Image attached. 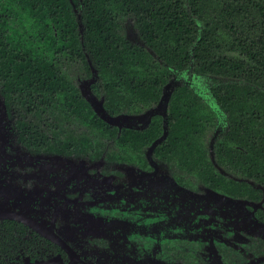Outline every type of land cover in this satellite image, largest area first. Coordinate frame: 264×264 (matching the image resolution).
Returning <instances> with one entry per match:
<instances>
[{"label":"flooded vegetation","instance_id":"obj_1","mask_svg":"<svg viewBox=\"0 0 264 264\" xmlns=\"http://www.w3.org/2000/svg\"><path fill=\"white\" fill-rule=\"evenodd\" d=\"M0 3L3 20L17 32L22 22ZM73 9L83 32L81 12ZM34 44L31 36L15 35L13 42L20 52ZM87 56L54 55L66 86L38 89L39 100L30 98L29 85H0V264H264V154L235 144L231 116L205 98L216 101L203 78L211 88L229 78L195 73L192 58L187 68L169 67L156 101L110 112L103 74ZM27 60L21 54L15 65ZM22 72L9 84L17 85ZM189 86L201 99L200 151L175 154L164 145L172 131L171 100ZM23 94L36 111L23 104ZM102 106L107 116L130 117L111 123L98 112ZM243 124L237 130L247 138L264 137V119ZM209 128L225 130L210 145Z\"/></svg>","mask_w":264,"mask_h":264},{"label":"trees","instance_id":"obj_2","mask_svg":"<svg viewBox=\"0 0 264 264\" xmlns=\"http://www.w3.org/2000/svg\"><path fill=\"white\" fill-rule=\"evenodd\" d=\"M2 1V8L8 6L6 11L14 14L12 19L18 17L22 22L16 32L0 13V85L4 89L29 85L35 90L28 95L39 100V93L34 94L38 89L66 86L54 55L61 53L68 59L88 55L103 74L108 89L107 109L114 112L122 107L130 111L159 99L158 85L166 81L169 67L187 68L193 58L195 73L229 78L211 90L216 102L231 116V139L252 154H264V137L259 132L250 139L237 130L245 127V120L264 119V0ZM73 3L81 12L83 32H79ZM128 18L137 25L146 47L168 66L125 37ZM195 18L204 22L203 30ZM15 35L33 37L34 47H23L24 52H20L13 45ZM194 43L192 56L190 46ZM21 54L28 60L15 65ZM19 69L23 72L17 85L9 84V78L14 73L17 76ZM50 96L57 97L52 93ZM199 96L190 86L187 90L178 88L173 94L172 131L164 145L175 154L200 151L197 136L204 128L199 122ZM30 98L23 94L22 102L31 105L30 111H36ZM251 127L256 131L254 124Z\"/></svg>","mask_w":264,"mask_h":264},{"label":"water","instance_id":"obj_3","mask_svg":"<svg viewBox=\"0 0 264 264\" xmlns=\"http://www.w3.org/2000/svg\"><path fill=\"white\" fill-rule=\"evenodd\" d=\"M73 5H75L73 3ZM80 15V14H79ZM81 16V15H80ZM136 24L133 20H128L126 22V25H125V37L127 39H130L132 40L133 42L135 43H138L139 45H146L145 44V41L143 40L142 36L140 35L141 33L139 32L138 28H136ZM149 51L153 53V49H151L150 47H148ZM164 65H166L165 63H163ZM188 70V69H187ZM214 78V76H212ZM173 82H177L175 79L171 80L169 84L166 85L165 87V95H164V98L166 100V103H168L170 97H171V94H172V90L168 91L167 89L168 88H171L172 89V86H173ZM211 90V88H209ZM199 91V90H197ZM83 93L84 95L92 102L94 103L95 102V97L91 95L90 91L88 89H84L83 88ZM101 105H103V100L100 102ZM218 107V106H216ZM215 107V109H216ZM105 119H108L111 123H115L113 122L114 120L118 119L119 117H122V116H128L130 117L129 115H125V113H122L120 114V116H117V117H110V116H107L106 113H105V110L102 106V109L101 111H98ZM226 114V113H225ZM227 115V114H226ZM216 131H218L217 133L213 134L212 136V140H211V143L214 144L216 139L218 138L219 135H223L225 130L224 129H216ZM215 131V132H216ZM158 141L160 140H157L155 143H157ZM46 236H48L49 238L51 239H54V237H50L49 235L46 234Z\"/></svg>","mask_w":264,"mask_h":264},{"label":"rangeland","instance_id":"obj_4","mask_svg":"<svg viewBox=\"0 0 264 264\" xmlns=\"http://www.w3.org/2000/svg\"><path fill=\"white\" fill-rule=\"evenodd\" d=\"M127 20H133L132 18H128ZM72 73H73V76H72V78H73V80L74 81H76L77 80V75H76V72L75 71H72ZM202 81H204V85L209 89V88H211V86H210V84L212 83V82H210V79H205V78H203L202 79ZM201 89H199V90H203V87H202V85L201 86H199ZM205 98L207 99V101L209 102V105H211V107H213V109L215 110V111H220V114H222V115H225V112H223L222 111V109H221V107H220V105L216 102V101H214V100H209L206 96H205ZM216 106H218V107H216ZM215 107H216V109H215ZM46 121H52L51 119H46ZM48 123H50V122H48ZM56 126H57V124H56ZM215 131H216V129H212V128H209L208 130H207V134H206V143L208 144V145H210V143H211V140H212V136H213V134H215Z\"/></svg>","mask_w":264,"mask_h":264},{"label":"bare ground","instance_id":"obj_5","mask_svg":"<svg viewBox=\"0 0 264 264\" xmlns=\"http://www.w3.org/2000/svg\"><path fill=\"white\" fill-rule=\"evenodd\" d=\"M72 6H74L73 4H72ZM199 23L200 24H203L204 22L202 21V20H199ZM136 28H138L137 26H136ZM141 35V34H140ZM142 36V35H141ZM143 38V37H142ZM143 40H144V38H143ZM145 41V40H144ZM135 43V42H134ZM137 45H139L138 43H136ZM140 46H144V45H140ZM147 50L149 51V49L147 48ZM153 51V50H152ZM149 52H151V51H149ZM152 53V52H151ZM153 53H154V51H153Z\"/></svg>","mask_w":264,"mask_h":264}]
</instances>
